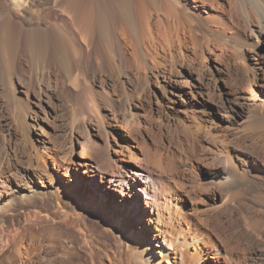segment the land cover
Masks as SVG:
<instances>
[{
    "label": "bare ground",
    "instance_id": "bare-ground-1",
    "mask_svg": "<svg viewBox=\"0 0 264 264\" xmlns=\"http://www.w3.org/2000/svg\"><path fill=\"white\" fill-rule=\"evenodd\" d=\"M261 43L264 0H0V264H159L169 251L178 264H264V174L252 175L264 173ZM230 52L250 74L208 67ZM23 72L37 102L22 97ZM45 78L72 105L51 107L63 141L15 146L12 158L15 119L47 117ZM152 78L180 111L154 116L132 91ZM208 104L224 112L216 125ZM72 166L88 183L66 177ZM108 201L114 221L98 209Z\"/></svg>",
    "mask_w": 264,
    "mask_h": 264
},
{
    "label": "rangeland",
    "instance_id": "rangeland-1",
    "mask_svg": "<svg viewBox=\"0 0 264 264\" xmlns=\"http://www.w3.org/2000/svg\"><path fill=\"white\" fill-rule=\"evenodd\" d=\"M254 48L256 49V53H262L263 51H264V43L262 44H258V45H256V47L254 46V47H252V52H254ZM232 55V52H230L229 53V55ZM228 54H227V56H226V54H222V55H217V56H213V57H211V59H209V61L207 62V65H208V67H210V68H212V70H214L215 68H219L220 70H222V71H226V69H227V66H229L230 67V69H232V70H230V73L228 74V76H230V74L231 73H233L232 71L234 70V71H236V72H238V73H240V74H250V71H249V68H248V62H246V60L244 59V57H242V56H239L240 54H238V53H233V55L231 56H229ZM236 56V57H235ZM231 57V58H230ZM227 58V59H226ZM229 59V60H228ZM231 59V60H230ZM250 62H251V60H250ZM232 63V64H231ZM217 66V67H216ZM244 66V67H243ZM214 68V69H213ZM226 68V69H225ZM248 68V69H247ZM247 69V70H246ZM214 73L215 74H219V71H217L216 69L214 70ZM28 73H24L23 72V75H22V79L20 80V89L22 90L21 91V94H22V97H24V99H26L27 97V101L28 100H32V101H35V102H37V100H38V98H41V97H39L40 96V92H39V89H38V87L35 85V86H33L32 88H30V87H28V83H29V81H28V83L26 84V80L25 79H23V77H25L27 80H28V75H27ZM26 75V76H25ZM17 76H19L18 74H17ZM246 76V75H245ZM232 78V77H231ZM231 78H230V80H231ZM48 81V82H47ZM196 80H195V77H194V82H195ZM57 85H55V84ZM59 83V84H58ZM151 83V84H150ZM192 83L193 82H191L190 81V85H192ZM41 85H42V87H43V90L44 91H42L41 90V93L42 92H47L48 94H50V95H52L53 96V98H52V100H47V98H43V96H42V98L44 99V102L42 103V106L41 107H43L44 108V110L46 111V115H47V117H44L43 116V114H42V116L45 118L42 122H40L39 124H40V126L38 127V126H36L35 128H33L34 126H32L35 122L32 120V119H29V120H25V117L23 116V115H21L19 118L20 119H15V121H14V123H13V131H16L15 133H14V139L12 138L11 139V142H10V144L9 145H11V146H8V153H9V155L12 157V158H15V156L14 155H17V153H15L17 150H16V147H26V149L28 148V147H32V146H34V147H36L37 146V148H38V146L40 147V146H42V145H44V144H57V145H60L61 144V141H63V139H62V136L64 135V130L61 128V126L62 125H60V121L58 120H56V121H54L53 120V110H52V106H59V108H60V106H61V108H67L68 107V109H71V107H72V105L68 102V98H67V95H66V91L63 89L64 87H63V85H62V83H60V82H56L55 81V79H50V81L48 80V79H44V82H41L40 83ZM143 84L145 85V89H142L144 86H143ZM142 84V86L141 87H137V89L135 88V87H131V89H133V88H135V89H133L132 91L133 92H135V94H138V95H142V94H144L145 92V94H144V96H145V102H146V104L149 106V104H150V107H151V109L153 108V111H154V113H153V115L154 116H157V115H159V116H161V117H163V119H165L166 117H167V115H166V113L167 114H169L170 115V113H176L177 111H180V109H181V106L179 105V104H175L174 105V107H172V108H169L167 105L168 104H166V102L165 101H163L162 99H163V97L164 96H168V92L167 91H164L162 88H161V83L159 82L158 83V81H156V78H152L151 80H149L147 83H143ZM160 84V85H159ZM59 85V86H58ZM218 85H219V87L221 88V89H223V90H227V88H228V86H229V83H225L224 81H220L219 83H218ZM148 87V88H147ZM148 89V90H147ZM0 90L2 91H0V95L2 96L3 95V99H5L6 100V98H4V97H6V96H4L5 95V93H4V90H2L1 88H0ZM136 90H137V93H136ZM143 90V91H142ZM139 91V92H138ZM142 93H141V92ZM209 91V90H208ZM39 92V93H38ZM38 94V95H37ZM46 93H44V95H45ZM27 95V96H26ZM147 96V97H146ZM158 99H159V101H158ZM162 100V101H161ZM45 101H47V103L45 102ZM151 101V102H150ZM64 104V105H63ZM71 105V106H70ZM147 105H145L143 108H135V111L136 112H138L139 114L140 113H142V114H144V115H146L148 112H149V109H148V107H147ZM172 105V104H171ZM197 105H201V104H199L198 102H197ZM211 105H213L212 106V108L210 107ZM211 105H209L208 104V108L209 109H212L211 111H210V113H211V118H212V121H211V119H210V122L212 123V124H215V118H216V116L217 115H219V114H221V116H223V113L224 112H222V111H217L218 110V108L219 107H217V105H214V104H211ZM147 107V108H146ZM168 107V108H167ZM180 107V108H179ZM142 109H143V111H142ZM159 111V112H158ZM156 112H158V113H156ZM166 112V113H165ZM221 112V113H220ZM158 117V116H157ZM165 117V118H164ZM50 120H49V119ZM71 118H70V112H69V120H70ZM20 120V121H19ZM24 120V121H23ZM26 122H27V125H26ZM93 123V124H92ZM98 123L97 122H95V121H92V122H89V127H88V131L90 132V134L92 135V136H94V137H97V134H98V132L100 131V128L98 127V126H100L99 124L97 125ZM17 127H16V126ZM21 125V126H20ZM216 125V124H215ZM25 126V127H24ZM53 126V127H52ZM97 126V127H96ZM38 127V128H37ZM41 127V128H40ZM24 128H25V130H24ZM29 131H28V130ZM30 129H31V131H30ZM43 130V131H42ZM99 130V131H98ZM28 131V132H27ZM21 132H23V133H21ZM17 133H18V135H17ZM39 133V134H38ZM96 133V134H95ZM119 133H121V130L119 131ZM63 134V135H62ZM124 134H125V132H124ZM25 136V137H24ZM24 137V138H23ZM68 137H71V138H68V139H70V142H74L75 141V139L73 138V136H69L68 135ZM75 137V136H74ZM26 138V139H25ZM33 138V139H32ZM17 139V140H16ZM22 139L23 140H25L24 142H28L29 143V145H28V143H24L23 141H22ZM28 139H29V141H28ZM32 140V141H31ZM15 143H14V142ZM18 141V142H17ZM20 141V142H19ZM50 141V142H49ZM32 142V143H31ZM210 142H212V140H209L208 142H206V143H210ZM12 143V144H11ZM23 143V144H22ZM22 144V145H21ZM26 144V145H25ZM36 144V145H35ZM16 146V147H15ZM28 146V147H27ZM231 148V147H230ZM233 148V149H232ZM231 148V151H232V153H234V155H235V157H237V155L239 154V152L237 151V150H240V149H238L237 147H232ZM10 149H12V150H10ZM78 149L80 150V146H78ZM10 151V152H9ZM15 153V154H14ZM231 153V152H230ZM14 154V155H13ZM90 156V155H89ZM91 157V156H90ZM76 161V160H75ZM86 162L87 163H89L92 167H94L95 166V164H96V162L95 161H92V160H90V158H88V160H86ZM74 169H78L77 170V172L76 173H72V174H69V175H67L66 177H71V179L73 178V179H76L77 181H79V179H84V181L83 182H87L88 180H87V175H86V173H84L83 171H84V168H81V167H75V166H72ZM261 168V167H260ZM60 175H61V172L59 173ZM64 174V173H63ZM201 174V177L203 176L204 177V175L205 174H203V172L202 173H200ZM263 171L260 169V170H252V175L253 176H258V177H260V176H263ZM96 180V179H95ZM106 183H107V181H105ZM88 183V182H87ZM75 184V183H74ZM87 186H89V184H87ZM134 190H135V192H134V194H136L137 196H139L140 198H143V201L145 202V197H144V195L137 189V188H134ZM106 191H107V189H106ZM126 194H129V193H126ZM108 198V197H107ZM108 199H111V197H109ZM131 200V199H130ZM177 203H175V201H173V200H169V202H168V205H169V210L171 211V213L173 212V210H174V206L176 205ZM189 204V205H188ZM119 205H120V203H119ZM119 205L117 206L118 208H119ZM143 205V204H142ZM112 207V205H111V203L108 201L107 202V204L106 205H104V204H101L100 205V208H98V209H101V212H106L108 215H110L111 216V218L110 217H108L111 221H114L113 219H114V217H117V213H114L111 209ZM117 207H114L113 208V210H120V209H118ZM188 207H190V203L187 201L186 202V209L188 208ZM111 208V209H110ZM146 212H148L147 211V209L145 210ZM111 212H113V213H111ZM116 212V211H115ZM125 214V213H124ZM121 215V214H120ZM123 217L122 218H120V220L121 221H123L122 219L123 218H125V215H122ZM129 219V218H128ZM127 219V220H128ZM125 221V220H124ZM13 224H15L14 222H13ZM120 224H122L123 225V227H126L125 225H128V226H130V227H132L131 225H130V223L129 222H127L126 224L125 223H121L120 222ZM151 225H154L153 223H151ZM141 227V226H140ZM140 227H137V229H136V233H138V234H140V235H143V238H144V241H145V243L146 244H148V245H150L151 244V249H153V247L157 244V242L155 241V240H153V235H154V233L151 231V230H149V229H146V228H140ZM134 228V227H133ZM166 232L167 233H169L168 232V230H166ZM170 234V233H169ZM151 235V236H150ZM171 235V234H170ZM25 236H22L20 239H21V241L23 240V238H24ZM146 238V239H145ZM106 245L107 246H113V243L112 242H107L106 243ZM181 251H184L183 249L181 250ZM171 252V253H170ZM173 252L172 251H169V254H167V256L165 257V255L162 257V256H160V258L158 259L159 260V264H178L176 261H175V257H174V253L172 254ZM6 256L7 257H9L10 256V253L8 252L7 254H6ZM184 259H186V258H184ZM157 260V261H158Z\"/></svg>",
    "mask_w": 264,
    "mask_h": 264
}]
</instances>
